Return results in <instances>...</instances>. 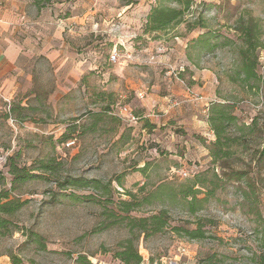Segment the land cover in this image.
I'll list each match as a JSON object with an SVG mask.
<instances>
[{
	"label": "rangeland",
	"instance_id": "374dc122",
	"mask_svg": "<svg viewBox=\"0 0 264 264\" xmlns=\"http://www.w3.org/2000/svg\"><path fill=\"white\" fill-rule=\"evenodd\" d=\"M35 1L25 12L29 20H41L38 33L53 35L51 22L58 20L67 23L59 24L60 34L70 37L56 60L22 57L18 69L2 78L11 84H0V197L23 202L15 213L1 215L7 223L0 230V264H75L80 255L90 264H122L115 253L130 233L124 223L106 219L113 205L86 200L101 195L67 180L110 181L111 199L129 200L125 191L186 182L191 178L179 172L192 164L199 174L209 173L211 197L195 215L171 211L167 228L136 235L139 264H255L264 221V48L257 51L258 89L249 92L231 77L240 63V21H254L264 45V0H187L181 22L164 31H149L148 16L157 7L180 8L170 0ZM206 39L217 42L213 51L201 47ZM115 53L118 60L111 62ZM130 80L134 87L157 88L167 113L158 108L152 124H146L149 118L120 121L118 107L138 116L146 103ZM176 82L183 96L172 93ZM214 102L233 104L240 125L252 128L244 138L230 128L235 140L216 163L209 154L214 135L203 124L204 110ZM192 124L199 133L191 132ZM16 166L38 177L21 182L12 174ZM232 171L242 177L225 175ZM157 210L141 207L130 216ZM173 226L200 229L203 237L189 238Z\"/></svg>",
	"mask_w": 264,
	"mask_h": 264
},
{
	"label": "trees",
	"instance_id": "16d2710c",
	"mask_svg": "<svg viewBox=\"0 0 264 264\" xmlns=\"http://www.w3.org/2000/svg\"><path fill=\"white\" fill-rule=\"evenodd\" d=\"M177 4L180 8L175 7H157L152 10L148 16L147 25L149 31H164L171 23H180L183 19V13L188 10L190 2L187 0H170ZM36 1L33 0V3ZM235 28L239 34L240 47L237 51L239 57V65L234 70V77H231V81L238 82L242 87H247L249 92L251 89H258L260 83V76L258 75V55L257 51L263 49L264 45L261 44L260 35L261 30L256 26L255 22L250 18L244 22L243 20L238 23ZM204 35V34H203ZM203 49L213 51L217 47V42H211L209 39L200 40ZM226 44H222L225 46ZM253 82V85L250 83ZM235 107L231 103H218L214 102L210 104L208 108V115L206 116V123H208L210 131L214 135L215 141L212 143L209 149V154L213 159V163H216L219 159H225L229 154L227 149L230 147V141L235 140L228 134L230 128L242 132V137L248 135L247 131L252 130L250 125H240L238 117L234 114ZM118 119L120 117L117 114ZM139 119L142 118L138 115ZM121 121V120H120ZM253 122V120H252ZM255 122H253L254 124ZM149 124V123H146ZM255 125V124H254ZM260 155L264 156V149L261 150ZM192 166H196V171L191 170ZM18 172H13V175H17V178H21V182L32 180L34 177H38L37 174H30L26 170L18 168ZM14 168V169H16ZM20 169L23 171L21 173ZM43 170H51V165H42ZM142 170V169H141ZM189 176L185 178H191L184 183H159L155 189L147 192L144 191V187H140L137 194L125 191V194L129 197V200L113 201L111 199L110 181L102 183L100 180H84V179H68L67 182L73 187L89 186L100 193L101 196L86 195L84 198L89 201L96 200V203L112 204L113 209L105 212L106 219L110 222H117L125 224L130 237L118 245V250L115 253V257L122 264H139L142 260L138 254V249L135 247V236L149 237L156 233L161 232L167 228L169 221H171V211H181L190 216L195 215L202 210L204 203H206L209 197H211L214 189L206 188L207 185H213L212 181L207 180L208 172L199 174V167L196 164H192L189 168ZM143 171V170H142ZM180 173V172H179ZM178 173V174H179ZM199 174V175H198ZM15 175V176H16ZM231 176L230 179H240L242 173L238 171H232L231 174H225ZM180 176V175H179ZM183 178V179H185ZM214 180L217 179L215 174H212ZM203 194L204 196L199 198ZM23 204L19 199H9L8 194H4L0 197V230L6 226L7 220L1 217L2 214L11 215L15 213ZM157 206L156 212L148 211V215L145 217L130 216L131 213L137 212L141 207L153 208ZM117 213H115V211ZM114 220V221H113ZM117 223H111L117 224ZM261 237L258 238V245L260 252L255 260V264H264V221L262 226ZM171 231L180 233L185 232V235L192 239H200L203 237V231L200 229L186 230L180 227L173 226ZM75 264H90L84 255L78 256L75 260Z\"/></svg>",
	"mask_w": 264,
	"mask_h": 264
},
{
	"label": "crops",
	"instance_id": "0c3cea01",
	"mask_svg": "<svg viewBox=\"0 0 264 264\" xmlns=\"http://www.w3.org/2000/svg\"><path fill=\"white\" fill-rule=\"evenodd\" d=\"M0 84L3 86L10 83L9 79H2L4 76L13 73L18 69L17 63L22 57H32L36 55L46 56L50 61L56 60L60 56V48H65L68 46V38L70 34H60L62 32L61 25L66 26L67 23L63 21H53V28L50 29V32L53 31V35H47L35 29L36 25H42L40 19L36 18L35 20H29L26 17L27 6L30 7L31 3L29 0H0ZM61 23V25H59ZM31 30L33 33H37V36H27L25 31ZM15 31L23 33V37H15ZM110 32V31H109ZM112 32V31H111ZM121 32V30H120ZM119 39V38H118ZM121 39V37H120ZM119 39V40H120ZM118 40V41H119ZM117 41V40H116ZM193 78V77H192ZM194 79V78H193ZM129 81V80H128ZM11 84V83H10ZM130 87L138 92H141L146 95V103L142 107L143 111H140L142 119L149 118L148 123L152 124V119L155 117V112H159L158 108L163 109L165 107L166 97L156 94V89L154 86L145 87L142 83L139 82V85L135 86V82H129ZM143 86V87H142ZM142 89H138V88ZM130 88V89H131ZM172 93L183 96L182 88L177 84L172 86ZM163 97V98H162ZM143 100V101H144ZM178 109L183 110V107ZM166 112L165 109H163ZM208 111L206 109L204 112ZM193 118V115H191ZM206 118V117H205ZM206 128L209 127L206 120L203 121ZM192 133H199V126L197 124H192L190 126ZM196 129V131H192ZM211 132V131H210ZM190 153H193L194 157H200L198 150H191ZM175 154V153H173Z\"/></svg>",
	"mask_w": 264,
	"mask_h": 264
},
{
	"label": "built area",
	"instance_id": "2783aa9c",
	"mask_svg": "<svg viewBox=\"0 0 264 264\" xmlns=\"http://www.w3.org/2000/svg\"><path fill=\"white\" fill-rule=\"evenodd\" d=\"M114 34L118 35V33L120 31H112ZM117 37V36H116ZM118 38L120 39V37L118 36ZM131 55H128L127 58H130ZM118 60V55L115 53L113 55H111L110 57V61L111 62H116ZM137 95L139 96V98H143L144 95L141 93V92H138ZM117 111H118V116L120 117V120L122 121H125L127 123H131V124H136L139 117L136 116L135 114L132 113L131 110H129V108H127V106L125 105H122L120 107L117 108ZM1 161V159H0ZM191 170L193 171H196V166H192L190 168ZM180 175L182 178H185V177H188L189 176V170H185V171H181L180 172ZM92 264H99L96 262H92Z\"/></svg>",
	"mask_w": 264,
	"mask_h": 264
}]
</instances>
